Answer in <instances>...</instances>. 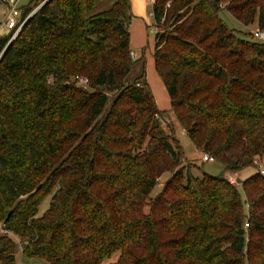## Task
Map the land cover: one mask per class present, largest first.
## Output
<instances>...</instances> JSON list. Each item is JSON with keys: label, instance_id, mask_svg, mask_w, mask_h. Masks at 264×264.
<instances>
[{"label": "trees", "instance_id": "trees-1", "mask_svg": "<svg viewBox=\"0 0 264 264\" xmlns=\"http://www.w3.org/2000/svg\"><path fill=\"white\" fill-rule=\"evenodd\" d=\"M96 1L34 0L0 38V264H264V176L242 195L189 170L145 65L126 81L130 0ZM222 9L264 30V0H152L153 60L197 149L238 172L264 157V42Z\"/></svg>", "mask_w": 264, "mask_h": 264}, {"label": "rangeland", "instance_id": "rangeland-1", "mask_svg": "<svg viewBox=\"0 0 264 264\" xmlns=\"http://www.w3.org/2000/svg\"><path fill=\"white\" fill-rule=\"evenodd\" d=\"M14 1V0H0V25L4 22L6 13L8 11L7 3ZM34 0H17V6L20 9V11L27 7L31 2ZM114 0H97L94 3V11H105L108 10L113 5ZM131 4V14H132V20L130 27L132 26V38L136 39V29L138 27L139 22L134 21L135 19H138L142 21L143 23V30H144V44L143 46L139 47H133L131 56L132 60L134 61V64L132 66V69L126 76V81H132L134 80L142 70V65H145V72L148 76V81L150 84V88L153 89L154 95L157 99V104L161 109L165 110L167 112V117L169 118V122H166V125L172 124L171 128L173 129L174 137L178 140L179 144L183 148L184 153V162L191 163L195 167L190 168L189 170L195 174L199 175L201 173H206L212 176H220L224 175V177L233 185L237 186L240 192L243 195V192L241 190L240 184L242 180L247 178L249 175L254 173L257 170V167H249L244 168L238 172H226L224 165L217 159H214L212 161H204L202 159L203 152L197 149L193 141L190 139V137L187 135L185 129L180 125V123L177 121L174 113L171 110L170 107V100L168 92L158 76V74L153 69V51H154V37H155V27H154V20L152 13V0H130ZM220 17L221 19L230 27L232 28L236 34L243 38H250L252 39V34L254 31H256L258 28L257 22L254 21L253 23L249 25H244L243 23L236 20L228 11L222 9L220 11ZM130 31V28H129ZM9 34V30L3 29L0 27V38L5 37ZM131 36V32H130ZM254 40V39H253ZM152 63V64H151ZM159 86L164 90L165 96L163 97L162 91L159 92ZM165 126V124H164ZM167 131L170 130L168 127H164ZM264 168V157L262 160H258V163ZM170 177L169 172H165L159 179L158 184L154 187V189L151 192V196L157 195L162 190L163 183ZM231 180V181H230ZM50 196L44 199V201L40 204L38 214L40 215L43 213V211L48 207ZM246 205V209H247ZM247 211V210H246ZM246 228V225H245ZM11 238L17 242V239L14 235L10 234ZM15 264H40V260L37 259H28L24 258L21 254V250L18 248L15 254ZM117 258V254H114L111 257V261L115 260ZM106 263V262H105Z\"/></svg>", "mask_w": 264, "mask_h": 264}, {"label": "built area", "instance_id": "built-area-1", "mask_svg": "<svg viewBox=\"0 0 264 264\" xmlns=\"http://www.w3.org/2000/svg\"><path fill=\"white\" fill-rule=\"evenodd\" d=\"M7 15L5 17V20L3 23H1L0 27L6 30H9V32H12V36L10 38V41L17 35V33L20 31L24 23L27 21V19L31 16V14L35 11H32L28 13L25 17L21 15V11L17 6V0L11 1L7 3ZM152 15V13H151ZM252 37L254 40H257L259 42H264V30L257 29L253 32ZM168 122L167 119L163 121V123ZM202 159L204 161H212L214 160L213 157L207 153H203ZM256 163V162H255ZM257 171L264 176V168L260 164H257ZM231 181V180H230ZM233 183V182H231ZM2 234H9L6 230H1Z\"/></svg>", "mask_w": 264, "mask_h": 264}, {"label": "crops", "instance_id": "crops-1", "mask_svg": "<svg viewBox=\"0 0 264 264\" xmlns=\"http://www.w3.org/2000/svg\"><path fill=\"white\" fill-rule=\"evenodd\" d=\"M134 21H137V22H139L140 23V25L138 24V27H137V29H136V39H133L132 38V26H133V23H132V25H131V27H130V32H131V36H130V50H131V52H132V48L133 47H139V46H143V44H144V30H143V23H142V21H140V20H138V19H135ZM152 64V63H151ZM153 69L155 70V68H154V60H153ZM156 72V71H155ZM146 80H147V83L149 84V79H148V76H147V74H146ZM149 86H150V84H149ZM151 87V86H150ZM160 88H159V92H161L162 91V94H163V97L165 96L164 94H165V92H164V90L161 88V86H159ZM151 90H152V93H153V96H154V98H155V101H156V104H157V99H156V97H155V95H154V92H153V89L151 88ZM170 100V99H169ZM157 106H158V108L160 109V110H163V109H161V107H159V105L157 104Z\"/></svg>", "mask_w": 264, "mask_h": 264}, {"label": "water", "instance_id": "water-1", "mask_svg": "<svg viewBox=\"0 0 264 264\" xmlns=\"http://www.w3.org/2000/svg\"><path fill=\"white\" fill-rule=\"evenodd\" d=\"M34 13H35V11L31 14V16H32ZM31 16H30V17H31ZM4 50H5V49H4Z\"/></svg>", "mask_w": 264, "mask_h": 264}]
</instances>
